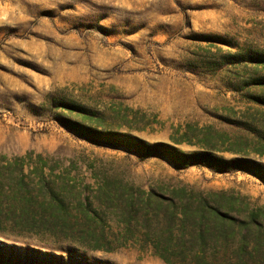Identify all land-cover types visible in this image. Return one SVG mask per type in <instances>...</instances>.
I'll list each match as a JSON object with an SVG mask.
<instances>
[{
	"label": "rangeland",
	"instance_id": "rangeland-1",
	"mask_svg": "<svg viewBox=\"0 0 264 264\" xmlns=\"http://www.w3.org/2000/svg\"><path fill=\"white\" fill-rule=\"evenodd\" d=\"M164 144L264 163V0H0V157L25 156L4 180L6 254L264 264V181L179 168Z\"/></svg>",
	"mask_w": 264,
	"mask_h": 264
},
{
	"label": "trees",
	"instance_id": "trees-1",
	"mask_svg": "<svg viewBox=\"0 0 264 264\" xmlns=\"http://www.w3.org/2000/svg\"><path fill=\"white\" fill-rule=\"evenodd\" d=\"M84 108H80L81 113H85ZM82 115V114H80ZM86 118L87 116H82ZM65 125L77 132L82 137L89 139L90 141H104V142H122L127 144L129 147L135 149L137 152L143 155H152L155 153L156 144H150L143 140L133 139L132 136L127 134L119 133V132H103L99 131L96 127H93L91 124H88L83 121L76 120H65ZM124 138V140L122 139ZM165 148L163 153L167 155L170 159H172L177 167L179 168H187L191 165H205L208 166L210 169L214 171H221V172H231V171H238V170H249L251 171L256 177L264 181V163L259 162L254 159H249L245 157H237L232 159H226L224 157H220L214 154L212 151L205 149L203 151H195V152H184L178 150L176 147L164 144ZM237 153H242L243 150H234ZM261 153V152H260ZM30 155V154H29ZM264 157V153L261 154ZM25 159V156L15 157L14 161L8 159L7 156L0 157V233H4L6 227L4 223L7 221L6 219L2 218L1 215L4 214L8 209L11 210V205L6 203L4 197L6 196V184L5 178L9 177L10 175L14 174V170L11 168L18 165L21 161ZM33 173H37L38 169L33 168ZM29 174H25L23 172V164L19 166L18 170V184L22 186H29V183L26 182V178ZM13 184L11 185V188ZM223 217H225L223 215ZM233 220V219H232ZM18 220H14V223H17ZM6 247V243L0 242V264H65L64 262H45L41 260L39 262L36 261L35 258H31L29 254H26L29 257L30 261L28 262L25 260V257L22 256L16 248V246L12 245L8 254L5 253L6 250L3 248ZM35 250H31V252ZM24 252V251H23ZM30 252V251H29ZM39 252V251H37ZM28 253V252H26ZM25 260V261H24ZM79 264H83L80 261Z\"/></svg>",
	"mask_w": 264,
	"mask_h": 264
}]
</instances>
